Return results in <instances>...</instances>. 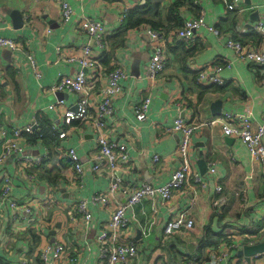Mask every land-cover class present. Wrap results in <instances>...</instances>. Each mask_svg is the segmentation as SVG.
<instances>
[{
	"label": "crops",
	"instance_id": "0c3cea01",
	"mask_svg": "<svg viewBox=\"0 0 264 264\" xmlns=\"http://www.w3.org/2000/svg\"><path fill=\"white\" fill-rule=\"evenodd\" d=\"M66 1L73 16L70 22L61 24L57 1L0 0V37L18 45L16 51L0 48V153L2 138L11 139L13 128H23L36 119L43 127L61 122L63 116L49 110V105L62 100L61 114L75 110L76 95L49 90L60 75L71 76L79 70L77 64L58 59L55 47L61 45L67 52L76 53L88 46L105 70L121 66L127 75L120 81L122 92L113 102L116 126L110 135L111 140L125 144L131 160V170L120 174L125 184L167 183L181 167L175 157L181 134L172 131L173 122L181 116L195 126L189 159L192 175L201 183L191 178L172 200L142 198L126 211L127 230L122 240L135 244V264H205L212 251L220 256L229 245V258L219 264H264V254L249 259L242 252L243 246H251L264 236V162L253 161L247 146L223 136L220 126L207 125L209 120L226 114L246 115L254 128L261 122V72L254 63L239 60L226 42L231 39L264 52V35L258 30L259 25L264 28V0H242L238 4L242 11L232 12L226 10L222 0ZM176 2L181 4L172 15ZM124 11H136L148 23L129 28L128 20L121 21ZM197 18H202L204 25L192 40L175 37L180 25ZM80 19L103 23L105 52L98 54L94 40L76 30ZM151 26L166 33L162 53L165 68L155 85L145 78L152 54L146 29ZM28 55L40 73L39 79ZM213 65L222 67L217 74L221 84H199L197 73ZM144 97L150 98V104L145 120L139 122L135 110ZM65 129L67 138L53 143L45 136L44 147L26 136L18 141L24 156L30 159L43 155L44 148L50 153V161L40 169H24L36 175L35 184L21 177L22 165L16 156H9L0 165V195L7 177L11 186L8 201L42 202L48 194L46 184L51 182L56 190L50 194L59 204L44 215L36 204L28 214L6 206L0 209V264H42L39 253L56 243L66 248L57 264H100L96 237L113 208L89 204L92 221L86 229L81 218L71 220L67 210L82 200L90 203L94 195L108 189L109 181L106 176L91 174L90 160L98 150L91 131L79 129L77 123ZM70 148L83 164V176L73 189L68 188L63 176L70 166L63 154ZM154 156L160 158L157 164ZM115 201L123 204L125 198L118 193ZM177 215L191 221L192 228L165 237V223Z\"/></svg>",
	"mask_w": 264,
	"mask_h": 264
},
{
	"label": "built area",
	"instance_id": "2783aa9c",
	"mask_svg": "<svg viewBox=\"0 0 264 264\" xmlns=\"http://www.w3.org/2000/svg\"><path fill=\"white\" fill-rule=\"evenodd\" d=\"M60 4V21L61 24L70 22L73 16V10L66 0H54ZM242 0H222L227 11H242L238 5ZM127 17L124 11L121 16L123 22ZM204 25L202 18L185 21L180 29L174 33L175 37L188 41L192 40L195 32ZM76 30L86 34L90 39H93L98 54L107 50L105 42V27L101 21L93 19H80L76 24ZM213 31L212 28H208ZM258 30L264 35V28L259 25ZM147 35L150 38L152 54L146 68L145 78L150 85H155L161 78L165 68V61L162 53L165 46L166 33L153 29H146ZM49 33V31H47ZM226 47L231 49L234 55L239 60H247L254 63L261 72V84L264 85V52H258L248 48V45L228 40ZM0 48L11 51L18 50V45L15 41L0 37ZM64 46H56L55 52L58 59H63L68 63L77 64L79 70L71 76L60 75L57 82L49 89L52 93H70L77 96L78 100L75 104V110L66 111L63 114L60 110L63 105L62 100L56 101L47 108L61 116L63 120L59 123H52L43 127L40 120H34L32 123L23 128H13L11 130V139L2 138V152L0 153V165L9 156H16L17 160L22 165L19 174L27 182L35 184L36 175L27 173L24 169H32V166L40 167L50 161V153L44 148L45 153L38 155L35 158L24 156L25 151L18 141L24 136L30 137L44 147L43 139L49 136L52 142L62 141L68 136L66 126H72L77 123L79 129L88 128L97 144L98 150L91 158V174L94 177H107L109 181L108 189L102 193L94 195L89 202L82 200L71 206L67 210V215L71 220L81 218L83 229L91 225L92 214L89 210V204L101 206L103 209H113L110 211V217L98 236L96 237L97 254L100 264H135L137 259V248L134 243L123 241L127 230L126 211L140 202L142 198L152 200H162L168 202L172 200L174 195L179 192L182 186L192 178L195 183H201L198 176L192 175L190 168V151L192 147V134L195 130L193 123H187L181 116H177L173 122L172 131L181 134V140L175 152V157L181 161V167L174 171L168 180L162 186H153L149 183L142 182L133 185H128L123 182L120 174L129 172L132 168L130 157L128 155L125 144L111 140L110 135L115 130L116 123L114 122L113 102L122 92L120 81L127 77L121 66L107 71L100 61L98 55L94 54L90 47L82 46L76 53H69ZM34 74L37 79L40 78V73L37 71L33 59L28 55ZM222 69L219 65H213L202 69L197 73V82L199 84H221L218 77V72ZM150 104V98L144 97L141 103L136 107L135 118L142 122L146 118V113ZM181 108V105L179 104ZM209 126H220L223 136L233 139H238L243 142L251 155L253 161L264 162V146L262 138L264 135V114L261 117L260 124L254 128L250 118L246 115L233 116L226 114L224 117L213 118L208 121ZM44 129V130H43ZM6 132H2L5 135ZM68 158L70 166L68 173L64 172L66 184L68 188H76L83 176V164L74 149H68L64 154ZM153 162L158 163L160 158L153 157ZM213 172V169L210 168ZM3 189L0 195V209L6 206L14 212L28 214L33 204L41 208V213H44L59 204L50 194L56 190L52 183L47 182L46 188L48 194L42 202L34 200L31 203H18L16 201H8L9 191L11 189L9 178H4ZM221 191V188H217ZM120 193L124 196L123 204H116L115 197ZM8 201V202H7ZM7 202V203H6ZM219 204L215 203V206ZM78 216V217H77ZM192 228L191 221H185L182 215L170 218L164 225L163 234L165 237L173 236L177 232L187 231ZM232 246L229 245L227 250L221 252L220 256L217 251H212L205 264H219L223 260L229 258V250ZM66 254L64 244L56 243L45 247L39 253V259L42 264H57ZM256 257V256H255ZM20 264H26L21 262ZM204 264V263H203Z\"/></svg>",
	"mask_w": 264,
	"mask_h": 264
},
{
	"label": "trees",
	"instance_id": "16d2710c",
	"mask_svg": "<svg viewBox=\"0 0 264 264\" xmlns=\"http://www.w3.org/2000/svg\"><path fill=\"white\" fill-rule=\"evenodd\" d=\"M181 3L180 2H176V3H174L173 4V10H174V12L173 11H171L170 13L173 15L174 13H175V10L179 7V5H180ZM169 13V14H170ZM142 15V14H141ZM128 20V27L130 28H133V27H139L141 24H143V23H148V21L147 20H145V19H143V18H141V16H140V14L139 13H137L136 11H131V12H129L128 14H127V17H126V21ZM178 22H179V20H178ZM182 25H180L179 26V28L181 27ZM151 28L154 30V26H151ZM155 30H157V31H164L163 29H155ZM51 183V182H50ZM215 245V243L214 242H212L211 243V246H214Z\"/></svg>",
	"mask_w": 264,
	"mask_h": 264
},
{
	"label": "water",
	"instance_id": "95a60500",
	"mask_svg": "<svg viewBox=\"0 0 264 264\" xmlns=\"http://www.w3.org/2000/svg\"><path fill=\"white\" fill-rule=\"evenodd\" d=\"M242 252L249 259L253 256L264 254V236L258 238L251 246H243Z\"/></svg>",
	"mask_w": 264,
	"mask_h": 264
}]
</instances>
